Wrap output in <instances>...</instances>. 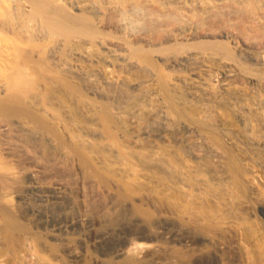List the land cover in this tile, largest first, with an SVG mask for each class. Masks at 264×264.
<instances>
[{"label":"bare ground","instance_id":"1","mask_svg":"<svg viewBox=\"0 0 264 264\" xmlns=\"http://www.w3.org/2000/svg\"><path fill=\"white\" fill-rule=\"evenodd\" d=\"M44 58L106 122L135 125L155 101L139 136L170 134L191 173L215 185L207 164L220 153L200 146L205 133L189 122L169 131L162 106L198 108L204 120L213 101L248 136L244 151L264 175V0H0V264H240V253L255 264L233 236L230 189L224 203L183 177L136 191L151 170L112 160L105 164L133 189L108 184L85 157L91 137L60 146L58 128L66 140L80 138L53 123L55 108L28 103L31 67ZM172 86L185 96L169 94Z\"/></svg>","mask_w":264,"mask_h":264},{"label":"rangeland","instance_id":"2","mask_svg":"<svg viewBox=\"0 0 264 264\" xmlns=\"http://www.w3.org/2000/svg\"><path fill=\"white\" fill-rule=\"evenodd\" d=\"M34 60L37 65L31 67V84L28 94L30 102L28 103L30 104L34 100L37 104H42L44 107L55 108L57 112L53 115V117L56 116L55 120L53 119V123L56 124L57 121L65 122L64 124L67 125L72 134L74 133L75 135L76 133L75 136L80 138L79 140L75 137L76 140L73 142L66 140L67 138H65L62 131H59L60 129L58 128L57 143H64L60 146H65L68 143H72L74 146H81L82 137H91L93 140L88 143L90 147L86 148L88 153L84 150V153H86L85 157L89 160L87 162L90 169L98 171V174H101L106 182L108 180V184L117 183L121 180L119 184L123 183L122 185L124 186L121 185L122 187L125 188L128 185L133 189V185L127 184L122 179L118 180L120 178L119 175L115 177L114 174L116 173L112 168L110 169V163L105 164V161L109 162L112 160L118 161L124 166L135 164L136 166L146 167L148 172L151 170L150 175L153 176L151 179L153 178L154 180L152 179L147 183L151 184L154 182L151 184L152 187L149 186L150 184L148 185L146 182H143L137 184L138 186L135 184L137 186L135 187L136 189L134 188L136 191L140 190V188H142L141 190L148 188V191H154L159 190V187L162 190L165 187L162 184L163 182L183 177L182 179H185L191 187L193 186L192 188L201 190V192L207 194L209 197L217 196L222 198L221 202L224 203L226 201V198L223 197L224 193H227V189H230L233 195L232 206L236 209L234 217L237 222V230L233 231V236L237 241L248 246L253 252L255 264H264V217L258 213L259 208H263L264 210V175L259 172V169L252 168L253 163L250 160V155L245 152L249 150L246 138L248 136L242 134L241 129L229 115L228 110H221L223 114H218V104L209 101L210 104L207 110H205V119L202 120L197 118L199 114L198 108L187 107L185 105L172 108L169 105L171 103L162 104L169 116V131L178 128L182 122H189L205 133V140L198 144L208 150L216 149L220 153L219 161L212 163L210 158L209 161L207 160V169L218 173V180L214 185L211 182V178H206L209 180L208 182L206 179L204 181L202 177H196L191 173L192 169L186 163L185 154L182 153V151L184 152V144L181 146L180 142H176L170 134L166 135L165 139H161L153 134L151 136H139L144 126L155 118V112L160 107L155 101L151 100L145 107L143 106V110L138 114L139 122L135 125L129 123L127 117L120 119L111 117L106 122L101 118L100 114L86 109L87 107L85 108L83 103L84 92L77 89L78 87L76 86V88L69 87L70 85L67 84V81L59 78L57 70L45 58L44 60ZM261 72L264 73V68L261 69ZM262 87L264 89V84ZM168 90V93L173 97L182 98L185 96L180 89H176L173 86ZM216 91L218 92V90L211 92L213 98L217 97ZM171 95H167L165 102L172 100ZM247 99L245 95L240 97V101L244 103H249ZM219 115L224 116L221 119L223 121L222 125H219V122L217 123ZM248 115L250 118L251 115ZM97 134H101L102 138H96ZM237 146L243 150L240 151ZM94 157L97 159L95 160ZM261 157L264 159V153L261 154ZM253 171H255V174H253ZM153 173L158 177L156 178ZM110 175H114L113 178ZM157 180L161 184H158ZM155 183L156 186L154 185ZM129 187L126 189H129ZM219 207L221 208L220 204ZM246 209H252L257 212L254 215H249L250 213L247 215L245 213ZM208 214L213 215L210 212ZM239 260L240 264H246L244 253H240Z\"/></svg>","mask_w":264,"mask_h":264}]
</instances>
